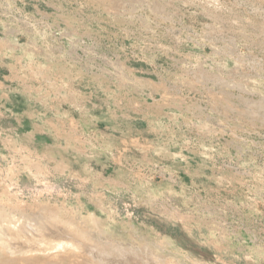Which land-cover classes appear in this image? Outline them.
<instances>
[{
    "label": "rangeland",
    "instance_id": "374dc122",
    "mask_svg": "<svg viewBox=\"0 0 264 264\" xmlns=\"http://www.w3.org/2000/svg\"><path fill=\"white\" fill-rule=\"evenodd\" d=\"M0 214V264H264V0H0Z\"/></svg>",
    "mask_w": 264,
    "mask_h": 264
},
{
    "label": "bare ground",
    "instance_id": "6f19581e",
    "mask_svg": "<svg viewBox=\"0 0 264 264\" xmlns=\"http://www.w3.org/2000/svg\"><path fill=\"white\" fill-rule=\"evenodd\" d=\"M41 219H43V216H41V218L39 217L36 221L34 220L35 224L37 225L35 228L32 227L29 222H27V224L35 232L37 230L39 231V224ZM10 224L11 221L5 217V214H0V249L5 251L8 247H11L9 246L10 243H8L11 241H19L24 245L23 247L28 248L30 245L29 240H26V234L29 230L25 228L24 223H21L18 226H10ZM29 234L30 237L35 236L31 232ZM98 239L99 238L94 239L92 243H87L88 241L85 242L82 240L81 234L77 236L73 235L70 239L63 238L59 243H57L56 247L54 248L55 250L45 256V263L58 264L61 261V257L64 256L68 263L81 262L84 264H109L107 262H104L102 259V254L104 255V248L101 244L102 242L100 243ZM75 250H77V252H75ZM117 250L121 251V249L119 250V248ZM137 250L130 247V252L132 253H127L126 255L129 257H132V255L138 256L136 252ZM31 256L34 257V255Z\"/></svg>",
    "mask_w": 264,
    "mask_h": 264
}]
</instances>
